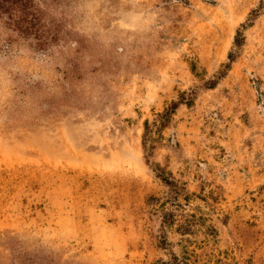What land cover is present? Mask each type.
Returning <instances> with one entry per match:
<instances>
[{
  "label": "rangeland",
  "instance_id": "obj_1",
  "mask_svg": "<svg viewBox=\"0 0 264 264\" xmlns=\"http://www.w3.org/2000/svg\"><path fill=\"white\" fill-rule=\"evenodd\" d=\"M34 2L42 41L0 18V264H264V0Z\"/></svg>",
  "mask_w": 264,
  "mask_h": 264
},
{
  "label": "trees",
  "instance_id": "obj_2",
  "mask_svg": "<svg viewBox=\"0 0 264 264\" xmlns=\"http://www.w3.org/2000/svg\"><path fill=\"white\" fill-rule=\"evenodd\" d=\"M34 0H0V18L5 20V22L13 28L14 31L26 36L35 34L38 36V40L42 41L45 39V33L48 31L41 29V16L35 11ZM41 29V30H40ZM241 35V34H240ZM241 38L236 39V45H240ZM235 55H231L230 59L233 61ZM187 104L190 105L182 96L180 100L174 102L169 108H167L163 113H159L157 116L154 126H156L155 132L153 131V125L150 124L149 120L145 122V132L143 138V146L145 152L150 156L154 146L152 143L156 141L153 138V134L160 133L162 127L165 123L169 122L172 115L179 108V106ZM158 173V178L162 180L168 187H170L174 192L179 189L178 183L172 180L170 176L166 175V172L162 170L160 166L156 168ZM166 223L171 222V215L166 212L165 214ZM155 264H187L183 258L177 255H173L168 261L159 260Z\"/></svg>",
  "mask_w": 264,
  "mask_h": 264
}]
</instances>
